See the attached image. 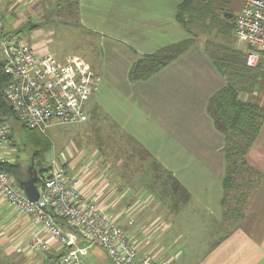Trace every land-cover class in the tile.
<instances>
[{"label":"crops","instance_id":"obj_1","mask_svg":"<svg viewBox=\"0 0 264 264\" xmlns=\"http://www.w3.org/2000/svg\"><path fill=\"white\" fill-rule=\"evenodd\" d=\"M61 1L76 4L75 23L86 31L89 42L90 35L96 39L98 51L92 53L91 61H81L99 78V87L91 95L85 119L79 124L99 112L126 138L118 143L120 150L113 156L116 159L110 153L100 157L93 153V158L79 169L70 157L58 160L57 167L78 181L82 202L95 203L139 252L152 254L166 264L171 259L172 244L187 235L190 221L219 218L223 210L224 139L206 107L209 97L224 85V79L203 45L195 43L152 76L130 80L129 71L136 60L189 38L176 19L183 0ZM47 2L58 1L0 0V12L6 14L5 22L13 29L29 24L35 31L39 27L30 20L43 14L42 4ZM22 15L24 19L20 20ZM10 128L3 152L10 165H19V180L25 181L29 177L26 161L33 152L27 139L17 145ZM126 139L130 148L126 147ZM246 162L261 179L251 207L263 210L257 214L264 222V122L246 154ZM34 168L38 178L45 177L50 165L34 163ZM251 178L257 177L252 174L244 178L246 189ZM164 183L166 201L162 203L159 190ZM241 194L235 198L237 205L243 200ZM145 227L150 230L144 234ZM62 229L76 244L86 245L77 229ZM32 238L48 241L49 251L31 252L27 245ZM93 248L97 247L85 248L81 258ZM61 252L57 241L0 196V264H18L19 260L31 263L35 254L43 255L45 264H49ZM98 259L102 263L108 258L104 254L103 260Z\"/></svg>","mask_w":264,"mask_h":264},{"label":"built area","instance_id":"obj_2","mask_svg":"<svg viewBox=\"0 0 264 264\" xmlns=\"http://www.w3.org/2000/svg\"><path fill=\"white\" fill-rule=\"evenodd\" d=\"M233 36L246 46L247 67L264 63V0H244L234 16ZM0 63L9 79L4 93L14 116L26 128L41 134L53 124L72 126L82 122L87 103L99 87V78L83 62L68 58L60 63L50 53H35L16 33L6 34L1 16ZM10 134L9 123L0 119V196L58 242L63 249L60 264H85L81 253L92 246L101 248L112 264H165L150 254L139 255L95 203L82 202L78 181L57 167L54 152L47 176L37 184L38 200L29 201L17 180L1 169L9 164L3 147ZM54 216L81 232L86 245L76 244ZM27 247L31 252L49 251L48 241L40 238H32Z\"/></svg>","mask_w":264,"mask_h":264},{"label":"rangeland","instance_id":"obj_3","mask_svg":"<svg viewBox=\"0 0 264 264\" xmlns=\"http://www.w3.org/2000/svg\"><path fill=\"white\" fill-rule=\"evenodd\" d=\"M57 1L56 3L42 4L45 8L43 14L30 20V24L35 23L39 27L35 31L30 29L29 24L24 25L20 30L13 29L6 23L8 22L6 14L0 12L5 32L7 34H11L12 31L18 33L20 39L30 45L35 53H50L60 63L68 58L86 63L91 61L92 53H98L95 50L96 39L90 35L92 42H89L86 31L80 25H76V4L74 2L62 3L61 0ZM243 3L244 0H217L216 6L219 12L235 16L242 8ZM19 19L23 20L24 15ZM224 24L226 23L221 19L220 27H224ZM225 28L222 32L219 30L221 34L218 36L217 30L205 33L203 30L194 27L192 28V35L196 43L203 45V47L207 41L220 45L226 42L224 39L227 36L222 37L224 31H230V26ZM188 37L191 36L188 34ZM232 37L233 39H230V43H233L232 46L245 52L246 46L233 35ZM262 66L264 68V63ZM241 98L264 106V79L258 82L251 94H242ZM103 116L98 112L93 119L85 123L72 126L61 124L50 126L42 135L50 142L51 150L49 149L45 154V159L41 163L44 166L47 163L50 165V161L47 162L46 158L48 154L53 152L59 161L62 158L68 159L70 157L77 169L85 166L93 158V153H96L98 157L106 153H110L111 157H116L120 150L118 143L120 140L124 142L126 137L118 130L113 129L109 120ZM9 120L17 145L23 144L25 139L30 141L26 137L22 124L15 117ZM34 131L32 133H36ZM39 136L41 135L37 134L34 138L43 140ZM125 144L128 148L127 139ZM258 175L259 173L255 172L257 178L254 180L251 178L248 181L247 189L244 186L229 195V203L223 207L219 218H202L197 221L195 219L193 223L190 221L187 235L177 244H172L171 259L169 258L170 261L166 264H264V222H260L261 218L259 219L257 214V212L263 213V210L251 207L252 200L260 188L261 179H258ZM243 180L244 185H246V179ZM164 184L159 190L162 203L166 201L164 189L167 184ZM239 193H242L243 200L237 205L235 198L238 197ZM149 209L152 210V206ZM155 228L156 226L153 229ZM149 230L150 227H145L143 233L145 234ZM98 248L88 249L89 251L83 256L85 264H112L108 259L103 260L104 253H102L101 248ZM177 252L180 254L176 257ZM96 253L98 254L96 255ZM142 254L139 252V255ZM97 256L102 257V263ZM42 258L43 255L35 254L31 263H28V260H19L18 264H45V260Z\"/></svg>","mask_w":264,"mask_h":264},{"label":"trees","instance_id":"obj_4","mask_svg":"<svg viewBox=\"0 0 264 264\" xmlns=\"http://www.w3.org/2000/svg\"><path fill=\"white\" fill-rule=\"evenodd\" d=\"M216 1L183 0L177 7L176 19L191 37L160 48L136 60L129 71V78L132 81L146 79L185 53L191 45L196 43L192 35V28L201 29L205 33L217 30L219 36L225 27L227 29L230 26V31L225 30L223 33L224 36L222 37L227 36L224 39L226 41L224 44L216 45L207 41L204 47L205 53L225 82L220 89L209 97L206 107L215 128L222 133L224 139L225 173L222 182V207H224L229 203V195L245 186L243 180L245 176L255 174L246 162V154L259 135L264 122V106L250 100H244L241 95L253 92L258 82L264 79V68L262 63H259L255 68L246 66V50L243 52L232 46L233 43H230V39H233L234 15L227 17V14L219 12ZM221 19L226 23L224 27H220ZM8 81L9 79L3 73L0 63V119L9 123V119L15 116L4 93ZM22 128L25 130L26 137L31 141H29V145L33 152V155L28 154L27 167L31 163V156L36 165L41 164L45 154L49 149L51 150L50 142L44 135L26 128L23 124ZM32 131L36 133H32ZM37 134L41 135L39 137L43 140L34 138ZM1 169L11 174L15 180H19V165L5 164L2 165ZM43 178L41 175L37 183H41ZM241 180H243L242 183ZM54 218L58 225L77 232L76 228L68 225L65 220L57 216ZM61 256L62 253L49 264H60Z\"/></svg>","mask_w":264,"mask_h":264},{"label":"water","instance_id":"obj_5","mask_svg":"<svg viewBox=\"0 0 264 264\" xmlns=\"http://www.w3.org/2000/svg\"><path fill=\"white\" fill-rule=\"evenodd\" d=\"M227 17H231V14H227ZM28 179L25 181L17 180V184L19 188L24 193L25 197L31 201L35 202L38 200L39 193L37 188V180L38 175L34 168L33 159H31V163L27 167Z\"/></svg>","mask_w":264,"mask_h":264}]
</instances>
